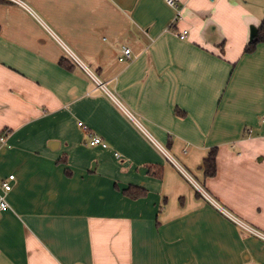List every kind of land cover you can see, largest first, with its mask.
<instances>
[{
	"label": "crops",
	"instance_id": "0c3cea01",
	"mask_svg": "<svg viewBox=\"0 0 264 264\" xmlns=\"http://www.w3.org/2000/svg\"><path fill=\"white\" fill-rule=\"evenodd\" d=\"M177 1L0 0V264H264V0Z\"/></svg>",
	"mask_w": 264,
	"mask_h": 264
},
{
	"label": "built area",
	"instance_id": "2783aa9c",
	"mask_svg": "<svg viewBox=\"0 0 264 264\" xmlns=\"http://www.w3.org/2000/svg\"><path fill=\"white\" fill-rule=\"evenodd\" d=\"M165 1H166V4L169 7L174 8L176 10L179 9V3H178L177 0H165ZM177 18L178 19L180 18V13H178ZM179 37L181 39L187 38V32L184 31L182 34L179 35ZM131 59H132L131 49L128 48V47L123 48V50H122V56L120 57V61L126 62V61H130ZM79 125L81 127H84L85 131L87 132V134H88V145L90 147H97V146H100V147H103V148H107L108 147L107 143L102 138H100L98 136H95L94 134L90 133L87 130L86 126L83 123H80ZM0 142L2 144H5L6 143V137H5V135L0 136ZM160 150L167 156L166 151L162 150L161 148H160ZM184 174L186 175L187 178L189 177L186 172H184ZM14 180H15V176L14 175H11V176H9L8 180L5 181V182H3V184H2V192L0 193V211H6V210L9 209V204H8V201H7V198H6V194L9 193L12 190L11 183ZM197 190L199 191L200 194H202L206 198L212 200V198L209 196V194L203 188L197 186ZM212 202H214V201L212 200ZM232 219L238 225H240L241 227H243L244 229H246L248 232H250V233L256 235L257 237H259L260 239L264 240V235L263 234H260L258 232H255V230H253L250 227L244 225L241 221L235 219L234 217H232Z\"/></svg>",
	"mask_w": 264,
	"mask_h": 264
},
{
	"label": "trees",
	"instance_id": "16d2710c",
	"mask_svg": "<svg viewBox=\"0 0 264 264\" xmlns=\"http://www.w3.org/2000/svg\"><path fill=\"white\" fill-rule=\"evenodd\" d=\"M264 43V20L262 21L260 27L257 30V33L255 36L252 38V40L246 45L244 54H252L256 51L257 47ZM176 113L178 115H182V111L180 109H177ZM186 114L183 113V116ZM217 155H218V148L214 147L211 149L209 155L204 159L203 166L202 168L205 171V176L206 177H214L216 175V170H217ZM157 168V167H155ZM162 168H158L154 172V176L157 178L162 177ZM124 195L126 197H129L131 199H139L142 198L146 195V190L142 187L139 186H134L131 185L127 189L123 191Z\"/></svg>",
	"mask_w": 264,
	"mask_h": 264
},
{
	"label": "rangeland",
	"instance_id": "374dc122",
	"mask_svg": "<svg viewBox=\"0 0 264 264\" xmlns=\"http://www.w3.org/2000/svg\"><path fill=\"white\" fill-rule=\"evenodd\" d=\"M243 228V227H242ZM246 231V230H245Z\"/></svg>",
	"mask_w": 264,
	"mask_h": 264
},
{
	"label": "water",
	"instance_id": "95a60500",
	"mask_svg": "<svg viewBox=\"0 0 264 264\" xmlns=\"http://www.w3.org/2000/svg\"><path fill=\"white\" fill-rule=\"evenodd\" d=\"M257 33V32H256ZM147 171V170H146Z\"/></svg>",
	"mask_w": 264,
	"mask_h": 264
}]
</instances>
